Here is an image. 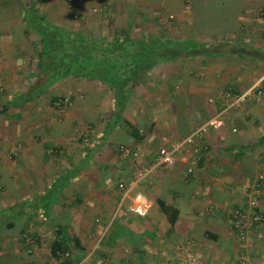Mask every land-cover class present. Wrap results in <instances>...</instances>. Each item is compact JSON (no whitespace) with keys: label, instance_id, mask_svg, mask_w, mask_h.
Masks as SVG:
<instances>
[{"label":"crops","instance_id":"obj_1","mask_svg":"<svg viewBox=\"0 0 264 264\" xmlns=\"http://www.w3.org/2000/svg\"><path fill=\"white\" fill-rule=\"evenodd\" d=\"M10 2L0 0V180L7 190L0 191V264H61L65 251L73 264H92L90 249L98 244L108 264H142L150 249L164 242L167 248L185 235L195 237L198 264L229 262L238 243L233 211L247 207L246 189L264 174V92L233 107L226 94L257 84L264 90V0L104 3L124 14L127 25L133 15L146 13L145 22L170 27L166 38L210 48L155 66L117 120L111 88L87 78H79L86 99L75 93L60 113L53 104L57 80L45 85L35 74V56H23L31 35H23L22 13L8 10ZM23 5L16 1L18 9ZM84 6L76 4L75 18L86 15ZM32 60L34 68L28 66ZM23 67L31 71L22 73ZM210 121L208 131L199 132ZM176 146V165L152 168L162 148ZM146 169L151 172L135 190L149 191L153 207L136 217L119 183L138 181ZM95 178L116 184V190L95 191ZM262 206L264 212V200ZM119 209L122 216L113 226ZM104 224L111 229L100 238ZM29 236L36 248L28 253ZM56 241L63 245L59 255ZM242 243L249 264H264V220ZM127 245L131 257L123 251ZM221 247H228L227 255Z\"/></svg>","mask_w":264,"mask_h":264},{"label":"trees","instance_id":"obj_2","mask_svg":"<svg viewBox=\"0 0 264 264\" xmlns=\"http://www.w3.org/2000/svg\"><path fill=\"white\" fill-rule=\"evenodd\" d=\"M23 6L27 32L35 31L41 40L35 73L38 79L45 85L68 75L102 82L114 93L115 120L123 115L135 89L155 66L210 50L200 42L136 35L125 28L115 30L112 37L90 38L53 22L35 5ZM133 133L138 134L136 128ZM62 246L54 243L56 255L63 251ZM66 264H73V260L67 259Z\"/></svg>","mask_w":264,"mask_h":264},{"label":"rangeland","instance_id":"obj_3","mask_svg":"<svg viewBox=\"0 0 264 264\" xmlns=\"http://www.w3.org/2000/svg\"><path fill=\"white\" fill-rule=\"evenodd\" d=\"M16 1L17 0H11V2L9 3V6L11 5V7L8 6L9 8L8 7L7 8H8V10H12L13 14L17 15L18 12L20 14L22 13V7L20 9H18L16 6ZM80 1L83 3V5L87 4V7L86 6H84V7H86L88 12H86V15H84V17L80 16V17L75 18L74 13H73L75 10L74 8H75L76 4ZM229 1H233V0H229ZM106 2L109 3L110 5H114L115 7L117 5V0H86V2L84 0H23V3L28 5V6L29 5L37 6L39 11L41 13L47 15L48 18L50 20H52L53 22H55L61 26L67 27L68 29H70L72 31L82 33V34H84L90 38L93 35L94 36H96V35H114L115 30L119 31L122 28H125L126 30L131 31L132 34H136V35L140 34V33H146L147 35H153L154 34L155 36H158L161 38H166V35H171L169 26L167 27V25H164V24H161V25L155 24V23H152L151 21L145 22V20H143V18L146 17V13H143L141 15V17H139L137 15H133V17L131 18L133 23H131V25H127V17L124 16V14H122V13L119 14L117 9H109V10L106 9V7L104 5V3H106ZM91 4H93V5H91ZM213 4L216 7L217 3L214 2ZM219 4H221V3L219 2ZM122 5H125V4L122 2ZM110 8H111V6H110ZM222 13H224V12H222ZM138 15H140V13ZM137 17H139V18L137 19ZM19 18H21L20 20L22 21L21 25L26 27V21L23 18V15ZM108 20L111 21V24L110 23L107 24ZM143 22H145V23H143ZM221 24H222L221 26H224V27L228 26L227 24H224V23H221ZM211 27H218V26H211ZM23 35H31V37L28 38V40H29V43H28L29 49L28 50L29 51H26V54H24L23 56L29 57L28 55H30V56L33 55V56H35V59H37L36 61H38L39 56H38L37 52L41 46V44H40L41 40H40L39 35L33 30H30V32H25V33H23ZM101 37H103V36H98L97 39H100ZM166 39H168V38H166ZM180 40H184V39L180 38ZM27 59L29 62V58H27ZM123 60H124V58H123ZM36 64H37V62L32 60L28 64V66L34 68V65H36ZM25 69L27 70V72L31 71L30 69L23 67V70H21L22 73H23V71L25 72ZM70 76L71 75H68L67 77H64L62 79L55 81L56 83L53 84V85H55L54 89H52V90L56 91V92H54V96L60 97V96H64V95H71V97L73 98L75 93H78L79 95L83 94L84 99H86V97H87V92L85 90L86 87H84V85L81 84V81H79L80 77L71 76L73 78L68 80L67 78ZM69 91H71V92H69ZM52 93H53V91H52ZM145 95H148V94L145 93ZM140 97H138L137 95L134 94V99H137L136 101H139V99H141ZM146 101L148 102V99H146ZM136 103L137 102L134 101L133 104H136ZM149 103L152 105L153 103H155V100H153V103H152V101L150 99ZM132 109H134V108L132 107ZM136 109H138V107ZM66 111L60 112V113L64 114V113H66ZM93 182H94V184L97 183V186H95V191H107L109 193V191H115L116 190V188L114 189V186L116 184H113V185L108 184V186L107 185L105 186L102 183L103 180H99L98 178H95L93 180ZM0 191H7L5 186L2 184L1 180H0ZM145 193H149V191H145ZM201 212H203V211L201 210L199 212V215H201L200 214ZM121 213H122V210L119 209V211L117 212V214L114 218L113 226H115L119 223L120 217L122 216ZM135 216L137 217V215H135ZM94 221H95V223H98V224L101 223V219L99 217H96V216H95ZM110 229L111 228L107 227V224H104L102 233L104 232V230H105V233H104V235L99 234L98 237H100V236H102L100 238L106 237L109 234ZM194 238H195L194 236L191 238H187V236L185 235V237H183V240L180 241L181 243L177 242V243H173L172 245H167V248H165V242H164V246L158 245L157 247L150 249L149 252L147 253L148 255L145 256L142 264H198L199 261H197V259H196V255H197L196 248H197V246H195L196 241H194ZM244 242L246 243L247 241H244ZM32 247H34V246H29L28 251L26 248H25V250L29 253V250L32 249ZM99 249H100L99 244L96 245L95 247H93L92 249H90L91 253H93V254H92V256H90L88 258L93 259L92 264H96L97 259H102L99 256V253L101 252ZM221 250H223V252H224L223 255H227L228 247H221ZM123 251L129 257H131V255L133 254L132 252H134L132 250V248H130V246H128V245L125 249H123ZM138 253L144 255L143 250H142V252H138ZM187 253L192 254V256H190L187 260H184L185 258L183 255L187 254ZM248 254H249L248 249H245L244 243H242V241H240L238 239V243L236 244L234 251L232 252V254H229V255H231V259H229V262L223 258L221 260L220 264H242V262H241L242 257L246 258L247 260H245V261L247 264H249V259L247 258V257H249ZM179 256L181 257V259L176 258ZM142 258H143V256H142ZM159 258H162V259H159ZM73 259H75V258L72 255L71 260H73ZM148 259H150L151 261ZM156 259H159V260L156 261Z\"/></svg>","mask_w":264,"mask_h":264},{"label":"built area","instance_id":"obj_4","mask_svg":"<svg viewBox=\"0 0 264 264\" xmlns=\"http://www.w3.org/2000/svg\"><path fill=\"white\" fill-rule=\"evenodd\" d=\"M264 90L257 84L244 93L236 95L232 92L226 94V103L229 107L238 106L239 104L245 103L252 96L260 98ZM53 104L59 109V111H66L69 106L72 104L71 95H64L54 99ZM214 124L213 121H210L207 125H204L200 128L199 132L206 133L208 131L209 125ZM180 146L173 148H162L159 151V157L152 167L161 166V165H170L174 166L177 163L176 153L179 150ZM124 152H128L127 147H123ZM192 172V168L189 169ZM151 172V169H146L145 171L139 174L138 181H132L131 183L120 182L119 189L123 192V201L126 202L128 209L135 213L138 216H147L153 207V202L150 197L143 191H136L135 186L144 180L146 176ZM135 190V191H134ZM246 197L248 199L247 207L239 206V208L233 211V227L237 231L238 239L242 242L247 241L251 231L255 224L261 223L264 220L263 212V200H264V174L255 181L253 185L246 189ZM27 241L31 246L36 248V241L33 237H27ZM91 255L93 253H90ZM89 255V256H91ZM71 257L70 251L62 252L58 260L61 264H66V260ZM246 258L242 257V264H246ZM50 264V263H46ZM96 264H108L104 259H97Z\"/></svg>","mask_w":264,"mask_h":264}]
</instances>
